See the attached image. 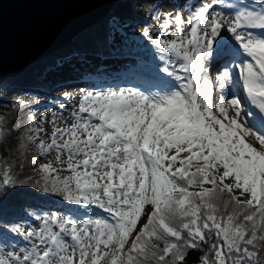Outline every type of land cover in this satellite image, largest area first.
<instances>
[{
    "label": "snow or ice",
    "instance_id": "obj_1",
    "mask_svg": "<svg viewBox=\"0 0 264 264\" xmlns=\"http://www.w3.org/2000/svg\"><path fill=\"white\" fill-rule=\"evenodd\" d=\"M212 9L187 21L167 14L158 39L143 33L170 54L160 57L156 71L169 79L156 91H86L69 126L52 122L47 143L42 126L28 127L41 191L107 217L78 225L28 213L42 220L23 233L34 242L0 253V264H185L201 245V264H261L264 0L242 5L227 27ZM50 153L61 168L40 162ZM0 171V190L14 186V170ZM0 231L20 228L0 216Z\"/></svg>",
    "mask_w": 264,
    "mask_h": 264
},
{
    "label": "trees",
    "instance_id": "obj_2",
    "mask_svg": "<svg viewBox=\"0 0 264 264\" xmlns=\"http://www.w3.org/2000/svg\"><path fill=\"white\" fill-rule=\"evenodd\" d=\"M136 1L117 0L92 27L75 35L65 46L17 72L0 77V120L6 125L0 132V169L14 170L15 181L14 186L0 190V216L4 221L27 224L29 219L36 217L28 213H44V199L49 196L42 192L36 183L39 175L33 169L38 168V165H32L30 161L37 155V148L26 139L28 127H34L31 115L38 94L33 91L50 90L49 82L42 81V78L59 59L71 55L94 54L114 57L113 55L118 56L119 53H128L123 46L109 44L107 26L111 19L120 21L128 28L137 23H144L145 19L135 11ZM155 5L156 3L148 5L145 10L152 14ZM144 32L146 29L138 34L137 39L143 47V54L147 55L151 46L143 35ZM137 55L142 56L140 53ZM59 81L55 79L54 85ZM10 88L15 89V93L9 94ZM4 236H13V233L0 231V238ZM206 251V245H201L200 249H189L185 264H201V257ZM261 264H264V250Z\"/></svg>",
    "mask_w": 264,
    "mask_h": 264
},
{
    "label": "rangeland",
    "instance_id": "obj_3",
    "mask_svg": "<svg viewBox=\"0 0 264 264\" xmlns=\"http://www.w3.org/2000/svg\"><path fill=\"white\" fill-rule=\"evenodd\" d=\"M216 1V0H214ZM244 2V0H242ZM161 0H137L135 3V11L137 14L141 15V18L145 19L144 23H137L133 27H124L123 24L115 19H111L108 22L107 32L109 38V44L111 46L117 47H124L127 49L128 53H119L118 56L113 55L114 57H127L129 59L136 58L144 60H150L153 63L154 60H161V55H170L168 53H161L155 45L150 42V48L147 52V55L143 54V47L141 46L140 42L137 39V36L140 32L146 29V32H149L155 39L160 38L157 32H154L153 29L159 28V25L163 23L164 18L167 14L171 13L173 15H180L182 16L185 21H187L191 16H193L201 6L196 4V0H169L166 2H162ZM152 3H156L154 10L157 11V16L159 19L153 18V14L148 13L145 8ZM198 3V2H197ZM204 5V4H203ZM226 5V3H224ZM194 6L197 10L194 11ZM232 7L233 15H235V11L238 10L241 6H237V9ZM111 9V7H110ZM109 9V10H110ZM143 19V20H144ZM229 19H233L232 15H229ZM171 29L169 30L170 35L166 37L167 39H171ZM65 46V45H64ZM140 53L142 56H138L137 54ZM137 53V54H136ZM144 56V57H143ZM50 74L46 73L45 77L42 78V81L49 82L50 90L45 92L44 90H36L33 91L38 94V99L36 105L32 109V120L34 127L42 126L44 128V133L41 134L40 139L44 140L46 143L50 142V136L53 129V121L56 122L57 126L66 127L69 126L73 122L72 112L74 110H78L79 102L76 101L75 106L69 105L68 103L64 102L65 97L68 98L70 96V92L68 91L69 87L64 85V80H60L57 84L54 85V80L52 77L49 76ZM100 77V76H99ZM98 80V78H97ZM139 86H142L141 83ZM134 91H138L136 87H134ZM90 88H84L81 90H76L77 93L83 95L86 91H90ZM93 90V89H92ZM96 92V91H92ZM149 91H144L147 94ZM8 93H15V89L10 88L8 89ZM64 108L65 114L54 112L57 111L58 108ZM58 114V115H57ZM54 156L55 153H50L47 157H41V163H48L53 162V166L57 168H61V165L54 163ZM63 167H66L63 166ZM69 173L66 171H61L60 175H68ZM63 203V204H62ZM45 204V211L41 215H48V214H55L61 218H70L74 220L78 225L82 220H87L89 218H96L101 217L97 213H92L94 211H101L97 209L95 206H85V205H77L68 201H65L60 196L49 195L44 199ZM67 205V206H66ZM92 211V212H89ZM86 213H92L93 215H84ZM81 214V215H80ZM107 214V213H106ZM107 217V216H106ZM20 231L19 233H13V236H4L0 238V253L6 254L9 251H16L19 253L21 248H28L31 246V243L34 241H26L23 238V233L31 230V229H39L42 226V220L38 219L37 217L33 219H29L27 224L22 225L18 224ZM55 228V226H54Z\"/></svg>",
    "mask_w": 264,
    "mask_h": 264
},
{
    "label": "water",
    "instance_id": "obj_4",
    "mask_svg": "<svg viewBox=\"0 0 264 264\" xmlns=\"http://www.w3.org/2000/svg\"><path fill=\"white\" fill-rule=\"evenodd\" d=\"M116 0H0V77L17 72L92 27Z\"/></svg>",
    "mask_w": 264,
    "mask_h": 264
},
{
    "label": "bare ground",
    "instance_id": "obj_5",
    "mask_svg": "<svg viewBox=\"0 0 264 264\" xmlns=\"http://www.w3.org/2000/svg\"><path fill=\"white\" fill-rule=\"evenodd\" d=\"M161 1L166 2L169 0ZM208 3H212V10L214 13H218L225 19V27H227V24L232 21L229 19V15H232L234 18L233 10L235 9H232L230 6H234L236 9L239 5L251 6V0H244V2L242 0H196V4H199L201 7ZM224 3H226V5H224ZM197 8L194 6V11L197 10ZM249 31H252L255 35H260L261 33V30L259 29H249ZM222 34L225 40L231 39L230 33L224 32ZM162 66L163 62L161 60H154L152 63L150 60L142 61L141 59H129L123 56L101 57L94 54H86L83 56L71 55L59 59L55 66L48 71V74H50L49 76L52 77V80L65 79L63 84L69 87L68 91L70 92V96H68V98L65 97L64 102L75 106L76 101H80L82 97V95L77 93L76 90L84 88H90V91L108 92L116 91L120 88H130L135 90L134 87H136L140 92H144L146 90L154 92L157 90V87L161 84L162 80L169 79L165 75L156 71L158 67ZM140 83L142 86H139ZM54 112L65 114V109L60 107ZM92 213H97L101 217L107 216L106 213L101 211H94ZM92 213H86L84 215L92 216Z\"/></svg>",
    "mask_w": 264,
    "mask_h": 264
}]
</instances>
